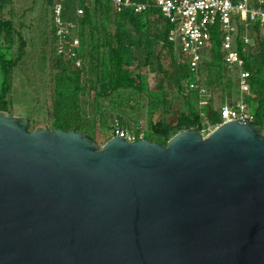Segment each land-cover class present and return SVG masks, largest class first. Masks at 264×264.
Masks as SVG:
<instances>
[{
  "label": "water",
  "instance_id": "95a60500",
  "mask_svg": "<svg viewBox=\"0 0 264 264\" xmlns=\"http://www.w3.org/2000/svg\"><path fill=\"white\" fill-rule=\"evenodd\" d=\"M0 264H264V136L238 118L98 147L0 110Z\"/></svg>",
  "mask_w": 264,
  "mask_h": 264
},
{
  "label": "trees",
  "instance_id": "16d2710c",
  "mask_svg": "<svg viewBox=\"0 0 264 264\" xmlns=\"http://www.w3.org/2000/svg\"><path fill=\"white\" fill-rule=\"evenodd\" d=\"M11 1L0 0V110L4 111L10 106L7 94L11 90L12 71L23 57L26 45L13 20L4 18L6 6ZM56 1L59 0H41L51 9L49 33L57 68L51 129L81 130L95 140L99 124L102 132L111 130L103 144L116 129L125 130L132 123L137 126L138 119L130 121L126 108L136 112L138 98L144 94L149 129L141 137L165 145L168 138L183 129L193 127L201 132L205 123L213 128L221 122V106L214 104L215 92L219 99L229 104L232 91L240 97L236 81L226 77L227 70L237 68L224 63L218 27L212 28L211 45L202 51L197 66L191 67L175 41L168 38L173 24L162 16L158 7L149 5L137 11L133 6L117 8L112 0H60L61 18L72 24L70 36L78 39L74 52L80 64L76 65L65 50L56 52L59 45L53 15ZM78 8L82 10L80 14ZM248 28L252 30L249 43L237 39L245 31L243 23L237 26L234 41L243 59L238 69L248 71L250 86L248 92L241 95L248 106V120L264 136V36L259 34L257 23L248 24ZM15 42L18 48L14 55ZM131 67L138 69L137 74L132 73L135 68ZM152 71L155 78L151 83L148 73ZM203 86L209 91L207 95L201 91ZM166 88L184 98V108L177 113L173 124L165 119L171 103ZM201 101L206 104L200 108ZM84 102L89 110L85 109ZM156 113L158 118L154 121ZM32 123V119H28L30 129H33ZM138 133L136 128V139Z\"/></svg>",
  "mask_w": 264,
  "mask_h": 264
},
{
  "label": "built area",
  "instance_id": "2783aa9c",
  "mask_svg": "<svg viewBox=\"0 0 264 264\" xmlns=\"http://www.w3.org/2000/svg\"><path fill=\"white\" fill-rule=\"evenodd\" d=\"M117 8L121 6H133L140 11L147 6L158 7L163 17L173 24L168 33V38L178 41V48L182 52L184 60L191 67L197 66L202 51L211 45V30L218 27L220 30V44L223 52L224 63L235 68L243 65V59L235 48V35L237 26L244 24L245 31L237 36V39L249 43L251 28L248 24L257 23L259 34L264 36V0H112ZM77 9V13H81ZM62 4L56 1L53 5L54 21L56 23V35L58 36L57 53L66 51L67 56L76 65L80 59L74 52L78 45V39L70 36L69 22L61 18ZM69 35V36H68ZM236 83L241 94L249 90L248 71L237 70ZM234 104L225 103L220 108L221 122L232 119L250 118L247 104L242 95ZM220 122V123H221ZM115 134L125 137L129 141L136 140L124 129H116ZM139 138H142L139 136Z\"/></svg>",
  "mask_w": 264,
  "mask_h": 264
},
{
  "label": "rangeland",
  "instance_id": "374dc122",
  "mask_svg": "<svg viewBox=\"0 0 264 264\" xmlns=\"http://www.w3.org/2000/svg\"><path fill=\"white\" fill-rule=\"evenodd\" d=\"M6 11L3 14L4 18L12 19L14 27L21 33L26 41L24 46V55L12 71L11 90L7 94L9 101L8 112L12 115L24 116L33 121V129L48 128L51 129L52 118V101L54 96V83L57 68H55V55L51 50V35L49 26L51 25V9L48 5H43L41 0H12L6 6ZM158 22L157 25H159ZM220 39V35H219ZM212 40V33H211ZM175 46H178V41H175ZM18 43L15 42L12 53L17 52ZM137 54L136 51H134ZM206 54V52H205ZM135 67H131L133 69ZM170 68V67H168ZM237 69H229L226 71V77L233 80L237 79ZM138 69L135 68L132 73L137 74ZM148 76L152 81L155 78V73L149 72ZM202 93L207 95L206 88L203 86ZM209 92V91H208ZM225 93V92H224ZM166 94L171 99L169 104V113L165 119L168 123L173 124L177 113L184 108V98L182 95L173 94L169 88H166ZM232 94L234 104L239 98ZM215 98V107L222 106L226 102L218 98V93L213 94ZM138 112H131L127 106L126 110L129 114L130 121L133 118L138 119L137 126L132 125L127 127L128 134L136 137V128L139 130L138 135L141 137L144 132L149 129L148 110L146 106V96L143 94L138 98ZM131 103V101H130ZM204 101L200 102V106L205 105ZM83 105V102H82ZM84 107L89 110V106L84 102ZM201 108V107H200ZM158 118V113L153 116L155 121ZM206 126L201 130L203 136H206L213 128L205 123ZM125 128V127H124ZM135 128V129H134ZM30 129V128H29ZM81 131V130H78ZM100 130L99 124L96 129V142L98 147L105 140L106 135L111 133V130ZM82 132V131H81ZM84 133V132H83Z\"/></svg>",
  "mask_w": 264,
  "mask_h": 264
}]
</instances>
